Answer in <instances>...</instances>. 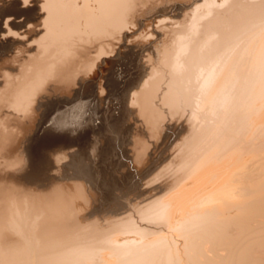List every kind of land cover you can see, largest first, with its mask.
Wrapping results in <instances>:
<instances>
[{
  "label": "bare ground",
  "instance_id": "obj_1",
  "mask_svg": "<svg viewBox=\"0 0 264 264\" xmlns=\"http://www.w3.org/2000/svg\"><path fill=\"white\" fill-rule=\"evenodd\" d=\"M5 15L0 264H264V0H0ZM143 27L149 32L139 42ZM127 43L146 47L136 59L144 77L124 101L130 115L151 131L171 132L168 140L185 132L168 153L178 160L167 174L172 192L146 193L132 211L82 230L87 216L79 219L68 189L45 182L50 155L58 158L47 149L65 134L69 145L91 143L86 106L67 100L89 87L96 97L101 68L122 57ZM53 101L63 104L59 113L47 110ZM166 110L180 127L162 126ZM15 126L38 132L23 165L17 151L27 141L15 137ZM7 147L22 165L13 174ZM8 178L55 186L34 194L6 185Z\"/></svg>",
  "mask_w": 264,
  "mask_h": 264
},
{
  "label": "rangeland",
  "instance_id": "obj_2",
  "mask_svg": "<svg viewBox=\"0 0 264 264\" xmlns=\"http://www.w3.org/2000/svg\"><path fill=\"white\" fill-rule=\"evenodd\" d=\"M8 15H5L4 18L0 16V21L4 23V20ZM167 16L171 17V15L168 13L161 15V17ZM146 31L147 33L149 32L146 27L139 29L138 34L140 32L143 33H140L139 36L142 35L145 37V34H147L145 33ZM142 36L138 40L139 42L144 41ZM141 38L143 40H141ZM130 45V43H127L126 46L122 48V57L118 58L115 63L111 65H104L101 68V75L99 76V78L101 79L97 78L95 83L94 91L96 93V97L92 95L93 88L89 87L87 90H85V93L79 96V98L76 97L75 99L71 98L70 100H67V103L70 105L72 103L75 104V102L77 104L78 101L80 102V100H82L81 103H83V108L86 106V109H83L85 110V112L83 111L85 115L84 113L83 115L84 117L87 116V118L85 117L86 122H90V120L92 122V130L90 135L91 143L86 145H69L67 134H65L60 141L51 144L47 149V151L49 152H56L58 158H55L53 153L50 155L51 159L49 160V163L53 164V168H51L52 170H50L49 176L46 177V179H48L46 180L44 178V181L46 180L45 182L49 184H55L56 186H64L70 191L69 193L68 190L66 191V189H64L65 192L68 193V196L71 195L70 197L74 201L73 203L76 211L78 210V208L79 210L81 209L80 212L78 211L80 214L77 212L79 219L82 215L87 216V218L81 223L82 230H85L84 228H86V230L94 229L95 227L93 225L97 227L104 226L105 222H108L111 219L113 220L114 218H119V216H114L116 213H121L125 210L132 211L131 208H135L133 207V203L135 202L134 204L137 205L139 201L144 197V195H146V193L149 194L152 192L154 197L157 194V196L162 194L161 196L166 198L164 194L168 192L167 194L170 195V192H172L169 189L171 184L168 183L169 181L167 180V174L170 171L172 172L177 169L178 160L171 159L172 156H168V153L177 147L176 144L181 143L183 137L185 136V132H181L179 135H177V137L174 134V137L172 136L171 140H168V137L165 138V132L167 135L171 132L168 133L167 131H164L163 133L162 131H157L159 129L151 131L150 125L147 124L148 126H145L144 124H142L143 119H140L138 115H135V113L133 114V112L132 115H130L131 110L126 108L125 100L126 96H130L129 93H131V91L133 90V88L131 87H133L135 82H137V80L141 77L138 80V82H140L142 80V77H144V73L141 74L142 72L140 70L142 68V60L138 61L136 59L137 55L140 53L139 51L143 52L146 50V47L142 48L141 50H135L136 53L134 55L135 51L134 49H129ZM1 56L2 55L0 52V57ZM102 85L104 88L103 95L99 93ZM130 88L131 90L129 92L128 89ZM127 91L129 93H127ZM71 101L72 103H69ZM56 102L53 101V104L51 102V105H46L48 107L47 110L50 114L53 112V114L57 112L59 113L60 110L64 108L59 104L63 103L66 105V100L62 101V103L61 101ZM87 102L89 103V106L88 104H86ZM68 104L67 106H70ZM55 107L60 108L56 109ZM125 109H127L128 111H126ZM133 109L136 110V108ZM166 113H168L167 110ZM171 119H174L175 121H172ZM166 120V123H163L162 125L163 127L167 126L168 123H172L173 125L180 127L181 122L177 121L176 118H171L169 116V113L167 114ZM15 127L16 132L14 131L15 129L13 127L12 133L15 132V134L17 133V135H13H15V137L18 136L19 139H24V141L26 139L27 144L20 147V151H17L19 153L9 152V147H7L5 149L6 152L4 151L5 160L8 159V163H15L16 161L19 162L18 160L22 158L21 161H23L21 162V164L23 165L27 162L28 159L31 158L30 154H32L30 152L32 151V145L28 143V141L38 132L34 129L33 133L30 134V137L25 134V132L22 133L24 130L21 127L20 128L22 132L20 131L19 127ZM17 128H19V130H17ZM66 128L67 129L65 130H68L69 126ZM71 129L72 127L69 128V130ZM18 131L23 135L19 136ZM156 134L158 136H156ZM24 147L27 150H24ZM16 153L18 154V156L20 155L19 159H17L18 157ZM79 153L86 154H81L82 156L84 155V157L82 158ZM138 154H140V156ZM79 157L84 161H82ZM75 158H77L78 160L80 159L81 161H78ZM17 162L15 164H17ZM21 164L19 163L17 165L11 166L6 172L8 174H13L21 168ZM25 174L26 172L23 173V175ZM156 175L158 176L157 178L155 177ZM56 177V181L53 180ZM150 179L152 180L150 181L152 183H150V186L146 187L145 185ZM10 182L11 184L17 183L16 185L18 187L13 184L10 185L11 187L8 185V188H14L16 186L14 189H17L22 185L23 187H21L20 189L25 188L24 191L28 192L30 188L29 192H31L32 189V193L34 194L42 193L41 191L45 193L50 188L55 186L51 185V187L48 189H42L35 185H25L21 181L11 178H8L6 180V185L10 184ZM80 188L81 190L79 191ZM18 191L20 190L18 189ZM34 191H36V193ZM155 191L157 192L155 193ZM94 209L96 210L94 211ZM88 213L92 214L89 215ZM133 214L136 217V220H139L138 214L135 213V211L133 212Z\"/></svg>",
  "mask_w": 264,
  "mask_h": 264
}]
</instances>
